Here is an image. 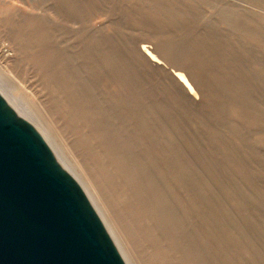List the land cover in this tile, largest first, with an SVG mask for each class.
Instances as JSON below:
<instances>
[{"label":"rangeland","instance_id":"obj_1","mask_svg":"<svg viewBox=\"0 0 264 264\" xmlns=\"http://www.w3.org/2000/svg\"><path fill=\"white\" fill-rule=\"evenodd\" d=\"M0 44L1 91L109 154L170 263L264 264V0H0Z\"/></svg>","mask_w":264,"mask_h":264},{"label":"water","instance_id":"obj_2","mask_svg":"<svg viewBox=\"0 0 264 264\" xmlns=\"http://www.w3.org/2000/svg\"><path fill=\"white\" fill-rule=\"evenodd\" d=\"M0 264H127L82 186L1 92Z\"/></svg>","mask_w":264,"mask_h":264},{"label":"bare ground","instance_id":"obj_3","mask_svg":"<svg viewBox=\"0 0 264 264\" xmlns=\"http://www.w3.org/2000/svg\"><path fill=\"white\" fill-rule=\"evenodd\" d=\"M0 50L7 58L10 56L3 49ZM139 50L140 54L146 57L153 66L158 68L165 66V62L151 51L150 44H141ZM173 79L184 89V93L188 98L198 99V91L183 72L173 70ZM0 92L5 96L1 89ZM5 97L19 115L29 120L39 130L61 165L82 186L127 264L174 263L169 262V256L164 250L167 245L163 249L162 244L164 245L165 242L159 238V234L157 237L153 232L152 229L155 227L152 228L150 226L149 216L143 210L144 208H138L135 205L134 199L136 200L137 197L133 195V198L130 195L131 187L128 189L129 186L121 183V176L117 174L115 169L112 170V165H107L110 163L109 154L98 151L100 147H95L91 143L93 139L91 136L86 135L87 137L82 136L81 138L78 136L82 141L77 142L75 140V142H72L70 134L75 132L76 129L73 128L74 131L68 124H66L65 128L59 126L58 122L52 118L47 117L45 119L43 115L41 116L36 111H33L34 108L32 109L24 101L16 98L22 107L20 109L13 104L9 97ZM25 111L31 112L34 118L26 116ZM96 157L100 163L96 162ZM107 159L109 162L105 163ZM113 185H115L117 192L114 190ZM123 203H125V206H123ZM155 229L157 230V228ZM169 250L171 251V249ZM175 256L174 254V258ZM171 260H174L173 257Z\"/></svg>","mask_w":264,"mask_h":264}]
</instances>
